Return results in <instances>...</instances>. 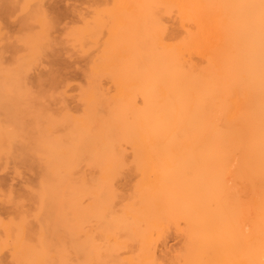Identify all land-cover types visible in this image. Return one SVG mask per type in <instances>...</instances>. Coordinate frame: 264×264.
<instances>
[{
  "label": "bare ground",
  "instance_id": "obj_1",
  "mask_svg": "<svg viewBox=\"0 0 264 264\" xmlns=\"http://www.w3.org/2000/svg\"><path fill=\"white\" fill-rule=\"evenodd\" d=\"M92 1L88 12L72 11L78 24L59 31L52 22L56 10L50 18L53 9L45 0L22 1L18 45L0 24V60L5 50L23 53L15 68L0 69L2 96L3 90H15L17 97L22 96L18 90H31L25 62L51 57L56 63L63 48L90 57L85 81L77 87L79 112L53 96L61 98L59 105L65 100L61 110L25 107V113L10 114V119L0 115V158L37 162L34 181L42 190H55L52 198L65 188H86L83 166L95 164L98 174L89 177L91 184L111 188L108 196L122 186L129 198L121 191L122 197L106 200V189V195L100 193L105 201L100 198L105 203L121 198L126 214L110 210V219L105 209L111 206L103 207L94 186L93 207L90 198L88 206L78 200L87 207L72 202L77 204L62 210L46 198L35 210L20 204L19 219L3 218L9 223L0 241L8 245L6 237H19L21 242L9 247L13 253L16 245L11 263L3 259L0 264H86L92 250L107 256L97 240L110 234L108 251L129 248L128 257L127 250L118 252L126 264H264V0ZM16 2L0 0V11H12ZM54 71L47 77L50 86L67 89L71 83ZM122 170L135 171V183L134 176L121 177ZM103 210L108 229L88 224L92 229L84 230V218L99 217ZM91 230L104 237L96 234V239ZM172 230L181 236L178 250L167 248Z\"/></svg>",
  "mask_w": 264,
  "mask_h": 264
},
{
  "label": "rangeland",
  "instance_id": "obj_2",
  "mask_svg": "<svg viewBox=\"0 0 264 264\" xmlns=\"http://www.w3.org/2000/svg\"><path fill=\"white\" fill-rule=\"evenodd\" d=\"M16 1V0H15ZM22 1H24V0H17V2L16 3H12L11 5H10V7H11V10L12 11H9V12H7V13H5V14H3L1 11H0V24H1V28H2V30H4L5 32H4V34L6 35V36H10L11 38L9 39V41L11 42H15L16 43V45H18L17 44V40H15V37H16V35L18 34V32H20V27H21V25H20V20H22V18L21 17H24L23 16V12H19L20 10L18 9L19 7V4L22 2ZM91 1V2H90ZM112 2V1H111ZM92 3H93V1L92 0H45V3L44 4H46L45 6L48 8L49 7V11H51L52 9V11H53V13H52V11H51V13H52V15H50L49 14V16H50V18H53V19H55V15L58 17V18H56L55 19V21L53 20V19H51V20H53L52 22L56 25V26H59V27H56V28H58V30L56 29V28H54L53 30H55V33H53V35H58V33H57V31H59V30H62L63 29V26L65 27L66 25V27H68L69 25H72L73 26V24H78V20L76 21V17H75V15L74 14H72V11H73V13H74V10L77 8L78 9V7L80 8V9H82V10H84V12H85V10H86V12H88V6H90L89 4H91L92 5ZM13 5V6H12ZM14 5H16V6H14ZM16 7V8H15ZM18 7V8H17ZM52 7V8H51ZM76 7V8H75ZM14 8V9H13ZM75 8V9H74ZM13 10H15V11H13ZM56 10V11H55ZM71 10V11H70ZM54 11H55V13H54ZM59 12V14H62V15H57V13ZM19 12V13H18ZM2 13V14H1ZM21 13V14H20ZM9 14V15H8ZM16 14H17V16H16ZM53 14H55V15H53ZM15 17H14V16ZM174 16V18L173 19H175V14H173ZM61 16V17H60ZM12 17V18H11ZM63 17V18H62ZM75 17V18H74ZM170 16H166V19L168 20V18H169ZM59 18H61V19H59ZM171 20H173L172 19V16H171V18H170ZM168 20V21H170V22H172L171 20ZM177 19V18H176ZM176 19L173 21V22H175L176 21ZM59 20V22L61 23V24H59V22H57ZM61 20V21H60ZM56 22V23H55ZM3 23V24H2ZM58 23V24H57ZM59 28H61V29H59ZM57 30V31H56ZM13 32H14V34H13ZM6 33H8V34H6ZM57 33V34H56ZM0 42H1V40H0ZM6 42V41H5ZM3 44H4V41L2 42V44L0 43V47L1 46H3ZM6 44V43H5ZM66 49V48H65ZM64 48H63V52L61 51L60 53V57H57L58 58V60H57V62L55 63V62H53V61H50V59H51V57H46V58H44V59H42L41 61H37V62H35V63H27V62H25V67L29 70H25L26 72H27V75H26V72H25V78H27V81H28V83H31L30 84V88H31V90H29L28 92H26V94H25V92L24 91H26L24 88H22L23 90H18L19 92H22V94L21 93H19L18 92V94H20V95H22V96H19V97H17L18 95H17V92H15V90H10L11 91V93H9V91H8V93H7V91L6 90H3L2 91V93H6V95L4 94L3 96H2V94L0 93V96H1V98L2 97H4V98H2L3 100H1V98H0V101H3V102H5V103H3V102H1V104H3V105H5V106H3L2 105V107L0 106V115L2 116V115H4V116H2L3 117V119H5V116H8L9 117V115L10 114H12V116H16V115H21V113H25L27 110H32V111H40V112H44V113H46V111H47V113H49L50 112V109H52V108H57V109H60L61 110V106L63 107V105H64V101L66 102V105L72 110V111H80L81 109H80V106H79V101L77 100V95H78V89H77V87H78V85L79 84H81L82 82H84L85 81V77H84V74H83V71H84V73H85V70L87 69L86 67H87V65H88V60H89V55H87V56H85V55H79V54H77V53H75V51L73 50L72 51V49H66L65 50ZM22 53V51H20V52H17V55H15V54H12L11 52H9V51H7V50H5V52H3V57L1 58V60H0V64L2 65L1 67H0V69L2 68V67H5V69H7L9 66H11L10 68H12V65H13V68H15V65H16V61L18 60V59H20V57H22V56H20L19 54H21ZM23 54V53H22ZM21 54V55H22ZM79 55V56H78ZM85 56V57H84ZM16 57H17V59H16ZM86 57H88V58H86ZM61 58V59H60ZM6 59V60H5ZM88 59V60H87ZM22 61H23V59H22ZM25 61V60H24ZM40 62V63H39ZM28 65V66H27ZM17 66V65H16ZM51 69H53V70H55L54 71V73H55V76L59 79V80H65L66 82H68V83H71L70 84V86H68V88L67 89H65V90H63V87H58V88H60V89H58L57 87H55V88H57V89H55L54 87H52V86H50V83H49V79H47V77H48V74H49V72H50V70ZM48 71V72H47ZM46 72V73H45ZM47 75V76H46ZM40 76H42L43 77V81L41 82V83H39V82H37L38 81V77L40 78ZM30 79V80H29ZM45 79V80H44ZM71 81V82H70ZM45 84V85H44ZM60 85V84H59ZM77 85V86H76ZM60 86H62V84L60 85ZM73 87V88H72ZM37 88V89H36ZM54 88V89H53ZM51 89V90H50ZM72 89V90H71ZM16 90V91H17ZM76 90H77V92H76ZM14 91V92H13ZM64 91H65V93H64ZM68 93H67V92ZM1 92V91H0ZM47 92V93H46ZM51 93V94H50ZM31 94V95H30ZM56 94V95H55ZM67 94V95H66ZM33 95V96H32ZM35 95V96H34ZM37 96V97H36ZM50 96H51V98H50ZM53 96H55L56 98H58V97H62V98H65V100L63 101V105H59L58 104V102L61 100V98L60 99H56L55 97H53ZM9 97V98H8ZM14 97V98H13ZM27 97V98H26ZM30 97V98H29ZM34 97V98H33ZM11 98V99H10ZM32 98V99H31ZM53 98V99H52ZM55 98V99H54ZM18 99V100H17ZM43 99H44V101H43ZM73 100V101H72ZM25 101V102H24ZM30 101V102H29ZM39 101V102H38ZM53 102V103H52ZM61 102H62V100H61ZM7 103L9 104V105H7ZM76 103V104H75ZM0 104V105H1ZM10 104H14L13 105V107H14V112L15 113H17V114H15L14 112H13V107H12V105H10ZM15 104L16 105H18L17 107L15 106ZM21 105H23V106H21ZM30 105H32V107L30 106ZM33 105H36V106H33ZM58 105V106H57ZM21 106V107H20ZM59 106H60V108H59ZM8 108L9 107V109H6L7 111L9 110V113L7 114L6 113V110H4L5 108ZM26 107V109H24ZM30 107V108H29ZM33 107H36V109H34ZM39 107V108H38ZM4 108V109H3ZM21 108H23L24 110H26V111H23V109H21ZM29 108V109H28ZM32 108V109H31ZM79 108V109H78ZM16 109H17V111L18 110H20V112L18 111H16ZM48 110H49V112H48ZM22 111V112H21ZM53 111H56L55 109L53 110ZM12 112V113H11ZM51 112H52V110H51ZM20 113V114H19ZM6 114V115H5ZM15 114V115H14ZM12 116H10V117H12ZM10 117L8 118V119H10ZM7 118V117H6ZM13 118V117H12ZM31 122V120H28V122ZM29 122V123H30ZM32 123V122H31ZM33 124V123H32ZM31 125V124H30ZM3 158V157H2ZM2 158H0V161L1 160H3V161H1L0 162V216L2 217V218H0V225L3 227V226H5V229H3L2 227H0V233H2V232H4V231H6L7 232V229H6V225H4L6 222L7 223H9L8 221H6L5 222V220H6V218L7 219H9V220H12V218L13 217H15V216H17L18 217V215L19 214H17V208L19 209V207L20 206H23V208L25 207V208H28V209H34L35 210V207L36 206H38V203H40V205L42 204V200L40 201L39 199H43V198H46V199H49L50 201H48V204H50V203H52V204H50L51 206H53V205H60L61 206V204H62V206L60 207V206H56V207H54V208H57L56 210H58V209H67V208H71V207H73V205L75 206L77 203H75V204H73L74 202H78V200H80V199H83V201L82 200H80V201H82L83 202V204L85 203H87L88 201H89V198L91 199V201H92V199L94 198V196L95 197H97V199L99 200V198H100V196H101V198L103 199V197L106 195V193H105V191L107 190L108 192H107V196H108V193H110L109 191H111L110 189L108 190V188H104V187H101V188H97L96 189V187H95V185H92L93 183H92V181H90V179L91 178H95L97 175H95V173H97L98 174V168L97 167H95L94 165H93V167L91 168L90 166H88V167H86L87 166V164H88V162H86L87 164L86 165H84L83 167V169L87 172V175H88V183H86L85 185L87 186V184H88V186L85 188V187H83V188H81V187H75V189L73 190L72 188H65V189H63V188H61L62 190H65L64 191V194L62 195V193L61 192H59V194L61 193V195H56L55 196V198H52L53 196H54V194L56 193H54L53 194V192L55 191V190H53L52 188L50 189V188H48V190H46V188L44 189V190H46L47 192H43L44 190H42L43 188H40V184H38L36 181H34L35 180V178H36V176H35V172H34V170L36 169V166L35 165H37V164H35V163H37V162H33V160H32V162H29L30 160H28V162L27 161H25V162H15L13 159H10V160H4V159H2ZM6 158V157H5ZM8 159V158H7ZM25 163H27V164H25ZM25 164V165H24ZM88 165H90V164H88ZM31 166V167H30ZM92 166V165H91ZM177 166H178V164H177ZM35 167V168H34ZM91 168V169H90ZM19 169V170H18ZM34 169V170H33ZM85 172V173H86ZM122 172H123V170H122ZM121 171L119 172V173H121V175H123V176H121L120 174H118V175H120L121 177H123L124 178V176H126L127 175V177L129 178V179H131L130 177H132V176H134V178L132 177V180L134 179V180H136L135 179V171H131L129 174H127V173H122ZM125 172H127L126 170H125ZM137 173V172H136ZM94 174V175H93ZM133 174V175H132ZM89 175H93V176H89ZM131 175V176H130ZM136 176H137V174H136ZM89 177H91L90 179H89ZM138 177H139V175H138ZM134 180H133V182H134ZM31 182H33V184L30 186V185H28V183H31ZM36 182V183H35ZM130 182H131V180H130ZM132 182V183H133ZM92 183V184H91ZM135 183V182H134ZM96 184V183H95ZM38 187H37V186ZM93 186L95 187L94 189H96L97 191L96 192H98L99 193V195H96L95 193V190H93ZM120 186H121V184H120ZM126 185H124V187H125ZM32 187V188H31ZM90 187H92V188H90ZM122 187V186H121ZM121 187H119V192L117 193L120 197H122L123 195H128V193L126 192V191H122V196H121V191H120V188ZM128 187H130V184H129V186ZM24 188V189H23ZM81 188V189H80ZM61 189H56V191L57 190H61ZM68 189H69V191H68ZM87 189V190H86ZM99 189V190H98ZM101 189H102V191H101ZM106 189V190H105ZM126 189H128V188H126ZM131 189V188H130ZM38 190H42V191H38ZM91 190V191H90ZM93 190V191H92ZM124 190V189H123ZM28 191V192H27ZM50 191V192H49ZM104 191V192H103ZM128 191V190H127ZM12 192V193H11ZM30 192V193H29ZM63 192V191H62ZM90 192H95L94 193V196L92 197V195H93V193H91L90 194ZM103 192V193H102ZM34 193V194H33ZM50 193L51 194H53V196L52 195H50ZM89 193V194H88ZM104 194L105 193V195H101V194ZM123 193H125V194H123ZM12 195V198H11V196H9V195ZM117 194H112V196L113 195H115V196H117V198H119L118 197V195ZM91 195V196H90ZM43 196V197H42ZM59 196H61V197H63V201H62V203L61 204H59L58 202L60 201V197ZM98 196H99V198H98ZM110 196V197H109ZM108 197H106V198H104V199H106V200H108L109 198H112V196L111 195H109ZM92 197V198H91ZM9 198H11V200L9 199ZM50 198H52L53 200H51ZM100 198V199H101ZM127 198V197H126ZM126 198H124V201H125V204L128 202V200L126 199ZM128 198H129V195H128ZM28 199V200H27ZM54 199H55V201H54ZM59 199V200H58ZM64 199L66 200V202H64ZM70 200V202L71 203H69V201L68 200ZM101 199V201L103 202V207H109V205L111 206V208H108L109 209V211H108V209H105L106 210V212L105 213H108V215H109V217H110V219H111V216H110V214H109V212H110V210H111V212L112 211H114V210H118L120 213H121V210L123 209V207L122 206H124V205H122L121 207L119 206V201H121L120 199L118 200V199H116V197H114V199L112 200L113 202H114V200H117V201H115L114 203L111 201V202H104L103 200ZM126 199V200H125ZM95 200H96V198H95ZM94 200V201H95ZM37 201V202H36ZM40 201V202H39ZM58 201V202H57ZM67 201H68V204H66L67 203ZM78 202V204H77V206H79V204L81 205L82 204V202ZM94 201H92V204H90V207H93L95 204H96V202H94ZM97 201V200H96ZM25 202V203H24ZM73 202V203H72ZM123 202V201H122ZM89 203V202H88ZM124 203V202H123ZM21 204V205H20ZM65 204H66V206H65ZM69 204L71 205V207H68L69 206ZM82 204V206H85V205H83ZM113 204V205H112ZM122 203H120V205H121ZM20 205V206H19ZM35 205V206H34ZM63 205L65 206L64 208H63ZM87 205V204H86ZM17 206H19V207H17ZM88 206V205H87ZM87 206H85V207H87ZM115 206V207H114ZM67 207V208H66ZM113 207V208H112ZM117 207V208H116ZM22 208V207H21ZM37 208V207H36ZM113 209V210H112ZM119 209H121V210H119ZM15 210V211H14ZM105 210H103L102 212H103V215H99V217H97V216H90V218H92V219H90L89 217H85L84 218V220L81 222L82 224L81 225H83L84 226V224H87V225H85V228H84V230L86 229V231L88 230V231H90V228L92 227L91 225L93 224V226L95 225V224H99V225H95L96 226V228H98V226H100L101 224H102V226H100L101 228H104L105 226H109L108 225V223H110V220L108 219V217H107V220L109 221H107L108 223H103L104 221H106V216H108V215H106V214H104V211ZM118 211H115V212H117L118 214H119V212ZM124 210H122V213H124L123 212ZM16 212V213H15ZM110 212V213H111ZM102 214V213H101ZM125 214H126V212H125ZM104 215H106V216H104ZM121 214H119L118 216H120ZM124 215V214H123ZM123 215H121L122 217H123ZM17 217H15L14 219H19L20 218V216L17 218ZM125 217V216H124ZM121 218V219H124V220H126V218ZM3 218H5V220H3ZM95 218V219H94ZM105 218V219H104ZM88 219H90V223H89V221H88ZM104 219V220H103ZM95 220H97V221H95ZM103 220V221H102ZM99 221H101V223H99ZM123 221V220H122ZM3 224V225H2ZM88 224H91L90 225V228H86L87 226H89ZM106 224V225H105ZM80 225V226H81ZM29 227L30 226H32V224L31 225H28ZM99 227V228H100ZM107 227H105V228H107ZM94 228V227H93ZM98 228V229H99ZM105 228H104V230H105ZM92 229V228H91ZM108 229V228H107ZM3 230V231H2ZM82 230H83V228H82ZM97 230V229H96ZM110 230V229H109ZM85 231V232H86ZM87 231V232H88ZM94 232V230H91V233L93 234V232ZM173 232H170V234H169V237H168V240H167V248L170 250V249H172V250H178V248L180 247L179 245L181 244V239H180V237L178 236V233L177 232H175L174 230H172ZM97 231H95V233L93 234V236H96V234L97 235H99L100 234V236H99V240H101L103 237H104V235L103 236H101L102 234L101 233H96ZM101 232V231H100ZM111 232V231H110ZM83 233H84V231H83ZM89 233V232H88ZM106 233H108V232H106ZM106 233H105V236H106ZM4 235H0V237L2 236V238H5L4 236H5V234L6 233H3ZM91 234V235H92ZM104 234V233H103ZM121 234V233H120ZM119 235V234H118ZM110 236V237H109ZM109 236H106V237H104V239H107V237H109L108 239H107V241H106V243H105V241H104V239H103V241L101 240V242H98V240H97V243H103L102 245V247H101V250L102 251H104V252H107L106 253V255L107 256H110V257H112V258H110V257H107V256H105V253H103V252H100V256H99V253L97 254H95L94 252H96L95 250L92 252L91 251V253H89V255L91 256H94L93 257V259L94 258H97V256H98V259H96V260H98L97 261V263L98 264H103V263H101V262H104L105 264H111L112 263V261H114V264L116 263V264H118L119 262V260H120V262L122 263V264H126L127 263V260L126 261H122L123 259H125L124 257H122L121 256V254H120V256H119V254H118V252H120V253H123L122 251H124V254H125V251L127 250L126 249V246H124V248H125V250L122 248V247H119V248H117L116 246V248H113V249H111L110 251L113 253H115V254H117L116 255V257H115V255L114 254H112L111 255V252L110 251H108L109 249H108V246H109V240H111V241H113L111 238H112V235L110 234ZM114 236V235H113ZM7 238V241L9 240V242H7V244L8 245H5V243H6V241H4V240H1L0 241V262L1 263H4V261H3V259L5 260V259H8L9 260V262L11 263V261H10V256H12V257H14L15 256V250H16V245H18L19 244V242H21V241H19L18 239H19V237L17 238H13V237H10V238H8V237H6ZM28 238V237H27ZM1 239V238H0ZM23 239V238H22ZM21 238H20V240H22ZM96 239H98V237L96 236ZM124 240L125 238H124V235H122V236H119V240ZM6 240V239H5ZM11 240H16V241H11ZM122 240V241H123ZM26 241H28V243H30V242H32L31 241V239L30 240H27L26 239ZM110 241V242H111ZM125 241V240H124ZM124 241L123 242H121V243H124ZM18 242V243H17ZM4 243V246L2 245ZM13 243H15L14 244V251H12L13 253H14V255H12L13 253H11V251L9 252V250H10V246H12L11 244H13ZM105 243V244H104ZM10 244V245H9ZM2 245V246H1ZM106 246V248H104L105 246ZM120 245H122V244H120ZM120 245H118V246H120ZM126 245V244H125ZM7 247V248H6ZM10 247V248H9ZM5 248V249H4ZM9 248V249H8ZM109 248H110V246H109ZM7 249V250H6ZM11 249V250H12ZM104 249V250H103ZM117 249H118V251H117ZM119 249H121L120 251H119ZM123 249V250H122ZM164 248L162 247V246H159V253L161 254V252H162V250H163ZM100 250V251H101ZM117 251V252H116ZM129 251V248H128V250H127V252ZM161 251V252H160ZM11 255H10V254ZM4 254V255H3ZM123 255V254H122ZM128 255H129V252L127 253V254H125L124 256L126 257H128ZM96 256V257H95ZM106 258H110V259H112V261L110 260V261H107L108 259H105V257ZM9 257V258H8ZM11 257V258H12ZM104 259H103V258ZM113 257H114V260H113ZM15 258V257H14ZM13 259V258H12ZM90 259H92V258H89V261L88 262H86V264H88L89 262H91L90 261ZM92 259V261L94 262L95 260H93ZM100 259H102V260H100ZM127 259V258H126ZM8 262V261H7ZM8 262V263H9ZM93 262H91V264L93 263ZM96 262V261H95ZM109 262H111V263H109ZM25 264V263H24ZM90 264V263H89ZM94 264V263H93ZM120 264V263H119Z\"/></svg>",
  "mask_w": 264,
  "mask_h": 264
}]
</instances>
